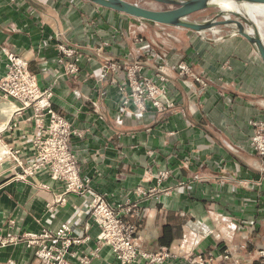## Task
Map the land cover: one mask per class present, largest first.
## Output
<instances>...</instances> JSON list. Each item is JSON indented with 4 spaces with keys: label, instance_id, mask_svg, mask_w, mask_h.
Here are the masks:
<instances>
[{
    "label": "crops",
    "instance_id": "1",
    "mask_svg": "<svg viewBox=\"0 0 264 264\" xmlns=\"http://www.w3.org/2000/svg\"><path fill=\"white\" fill-rule=\"evenodd\" d=\"M223 32L157 24L89 0H0V75L6 52L28 62L52 91L54 110L82 133L72 148L91 180L88 189L67 193L44 166L24 175L37 162L42 128L31 108L17 114L20 102L0 96V264H40L23 234L64 223L80 231L95 192L137 201L144 218H129L137 244L149 252L167 248L178 256L175 264L212 253L208 264L260 261L264 156L251 144V121H264V63L243 36ZM62 45L80 53L77 75L65 74ZM133 64L165 87L173 107L124 103L121 87ZM162 172L168 177L160 180ZM138 186L158 190L141 197ZM168 224L177 235L165 247ZM62 264L79 263L68 257ZM90 264L117 260L105 247Z\"/></svg>",
    "mask_w": 264,
    "mask_h": 264
},
{
    "label": "built area",
    "instance_id": "2",
    "mask_svg": "<svg viewBox=\"0 0 264 264\" xmlns=\"http://www.w3.org/2000/svg\"><path fill=\"white\" fill-rule=\"evenodd\" d=\"M60 50L67 58L65 74L77 75L80 72L81 55L73 47L62 45ZM6 52V51H4ZM5 73L0 75V96L20 102L16 111L22 113L32 109L42 134L36 140L37 162L23 168V173L34 175L37 168L44 166L52 178L64 183L67 193L82 192L90 187L91 180L82 174L77 155L72 148V138L82 133L75 129L71 122L61 113L54 110L52 91L42 88L38 76L29 69L28 62L13 52H6ZM59 58L63 62L64 58ZM118 64H113L117 68ZM139 66H128L125 72L126 83L121 91L127 93L124 103L136 104L142 109L151 106L164 110L174 106L164 86L149 77L137 74ZM181 72L188 73L186 64H180ZM253 135L251 144L257 154L264 156V121L253 120ZM168 177L167 172L160 174V180ZM159 180V181H160ZM45 186V185H44ZM157 187L145 188L138 186L136 193L147 197L156 192ZM90 218L84 227L77 231L76 227L64 223L57 230L44 227L38 232H25L24 239L33 249L40 264H62L68 257L74 258L79 264H90L100 255L103 248H110L117 264H175L178 256L167 248L149 252L142 249L136 241L138 226L128 218L140 221L144 218L139 203L131 199L117 203L110 201L102 192H95L90 204ZM96 228V232L94 230ZM92 242L88 250L82 251L83 245ZM7 242H3L5 244ZM224 259H230L228 250L220 254ZM214 253L209 256L198 254L189 256L191 264H208L216 259ZM258 258L264 264V248L258 250ZM7 264H15L10 260Z\"/></svg>",
    "mask_w": 264,
    "mask_h": 264
},
{
    "label": "water",
    "instance_id": "3",
    "mask_svg": "<svg viewBox=\"0 0 264 264\" xmlns=\"http://www.w3.org/2000/svg\"><path fill=\"white\" fill-rule=\"evenodd\" d=\"M129 16L171 27H182L199 33H220L227 37L243 36L264 63V34L252 9L264 7V0H153L173 7L153 9L130 0H89ZM216 11L206 18L190 17L207 9Z\"/></svg>",
    "mask_w": 264,
    "mask_h": 264
},
{
    "label": "rangeland",
    "instance_id": "4",
    "mask_svg": "<svg viewBox=\"0 0 264 264\" xmlns=\"http://www.w3.org/2000/svg\"><path fill=\"white\" fill-rule=\"evenodd\" d=\"M130 1L138 2V3L142 4L143 6L153 8V9H166L169 7H173L171 5L160 3L157 1H153V0H130ZM262 9L264 10V7H262ZM215 11L216 10L212 9V8L207 9V10H203V11H200V12L193 14L190 18L200 20V19L206 18L207 16H210ZM254 15L257 18V20H258V22L262 28L263 34H264V12L261 14H255L254 13ZM231 31H232L231 29H225L223 33L225 34L226 32H231Z\"/></svg>",
    "mask_w": 264,
    "mask_h": 264
},
{
    "label": "trees",
    "instance_id": "5",
    "mask_svg": "<svg viewBox=\"0 0 264 264\" xmlns=\"http://www.w3.org/2000/svg\"><path fill=\"white\" fill-rule=\"evenodd\" d=\"M176 235H177V228L174 225L172 224L165 225L163 228L162 235L160 237L161 244L165 247H169L173 242V240L175 239ZM255 264H263V263L260 260Z\"/></svg>",
    "mask_w": 264,
    "mask_h": 264
},
{
    "label": "bare ground",
    "instance_id": "6",
    "mask_svg": "<svg viewBox=\"0 0 264 264\" xmlns=\"http://www.w3.org/2000/svg\"><path fill=\"white\" fill-rule=\"evenodd\" d=\"M252 11V13L254 14H261V13H263L264 12V10L262 9V8H255V9H252L251 10Z\"/></svg>",
    "mask_w": 264,
    "mask_h": 264
}]
</instances>
